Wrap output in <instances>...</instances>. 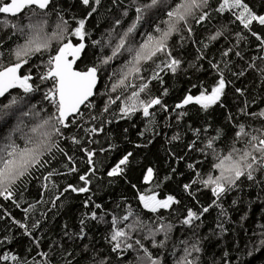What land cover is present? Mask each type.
Segmentation results:
<instances>
[{"label":"snow or ice","instance_id":"1","mask_svg":"<svg viewBox=\"0 0 264 264\" xmlns=\"http://www.w3.org/2000/svg\"><path fill=\"white\" fill-rule=\"evenodd\" d=\"M101 2L79 0L85 11L77 18L68 17L58 0H0V197L10 200L17 208L26 203L23 193L30 181L38 178L35 173L42 169L47 174L41 172L45 183L41 184L38 204L44 203L43 192L50 194L48 202L52 207L57 206L56 201L64 193L94 194L93 181L104 178L101 175L104 166L94 159L97 151L86 146L99 141L86 138L105 133L106 125L131 120L139 113L146 124L139 135L143 137L145 132H150L154 136L159 134L156 131L159 114H163L165 127H171L173 113L179 123L189 114L190 106H198L197 111L206 114L217 106L226 107L229 85L244 97L248 86L235 87L226 75L239 78L253 72L258 77V87L264 86V55H260L264 52V35L253 30L254 23L264 26V14H257L246 0H218V6L211 5V0H130L127 6L122 0H111L121 10L120 14L96 37L86 25L89 19H95L94 14L99 15ZM130 11L132 17L125 24ZM213 12L224 20L218 21L220 26L207 36V43L197 40L193 27H207ZM231 25L239 28L234 33L235 43L229 42L233 34ZM137 36H140L139 42ZM250 37L258 42V52L245 60L240 45L242 42L248 45ZM216 41L229 44L219 49V59L207 51ZM185 42L196 46L193 61L184 60ZM230 54L243 61L239 70L233 67ZM118 60L122 63L113 66ZM202 61L207 63V68ZM146 64L150 66L146 68ZM188 69L206 72L210 82L193 84L196 93L189 89L179 102L170 106L164 100L169 94L163 87L164 76L174 78ZM102 78L106 81L104 84H101ZM153 81L161 85L159 95L151 92ZM227 119L230 133L223 126L214 128L209 121L195 127L187 125L194 138L185 147L198 151L207 160V167L203 160L197 161L199 169L189 164L192 176L183 188L186 192L192 185L207 189L210 201L206 206L195 210L186 206L184 211L174 208L181 201L171 194L161 196L157 191L160 182L147 190L131 185L135 189L136 207L124 201L107 211L89 195L83 201L89 212L82 213L78 230L71 233L68 225H64V236L81 242L76 245L78 251L69 250L66 241H52L46 251H38L43 257L41 261L35 258L30 261L16 253H0V260L4 264H168L167 253L172 264H232L225 250L220 252V261L215 257L209 261L206 257L214 246L211 236L220 239L227 236V225L232 222L230 209L240 210L238 206L245 202L251 205L246 195L252 188L260 189L258 199L264 194V106L256 110L245 99L237 115L233 117L229 112ZM254 119L260 122L259 126L252 123ZM171 139L179 140V133ZM65 141L80 146L87 165L82 173L76 167L75 156L62 146ZM116 147L111 145L110 149L102 148L100 152L114 151ZM132 155L131 151L122 155L106 171L107 177L123 178ZM58 156L66 158V162H59V167L53 163ZM68 173H78L77 179L82 183L68 184L61 191L53 177ZM153 179L154 170L149 167L143 182L152 184ZM92 209L101 210L103 215L98 216ZM22 211L23 220L13 219L12 223L40 249L41 222L47 214L41 212L40 219L33 216L29 224V214L36 211V204H29ZM210 211H216L215 228L211 236H204L200 230L205 214ZM175 213L182 217L178 218V224L170 219ZM240 219L246 220L247 214ZM88 220L108 225L104 238L107 248L104 244L97 247L90 241L85 230ZM178 226L186 230L182 238H174ZM257 227L259 231L253 230L252 235L258 242L252 243L246 252L248 257L264 249V223ZM38 231L39 237L34 236ZM5 239L11 243V238Z\"/></svg>","mask_w":264,"mask_h":264},{"label":"trees","instance_id":"2","mask_svg":"<svg viewBox=\"0 0 264 264\" xmlns=\"http://www.w3.org/2000/svg\"><path fill=\"white\" fill-rule=\"evenodd\" d=\"M59 6L64 8L68 17L75 15L77 18H81L84 14L85 9L80 6L79 0H58ZM130 0H122L123 5L127 6ZM250 7L257 14H264V0H246ZM211 5L218 6V0H211ZM109 9H111L109 11ZM210 10V9H209ZM99 15L94 14L95 19H89L87 21V27L92 31L93 36L98 37L101 31L107 27L115 16L120 14V9L116 8L111 0H102L101 7L99 8ZM132 12H129V17L125 20L127 24L131 17ZM213 19L211 23H207V27L194 26L193 31L197 40H204L207 43V36L215 32L216 28L219 27L218 21L224 20V17H218L215 12L212 13ZM99 22V27H96V23ZM233 30V34L229 36V42L235 43L234 33L238 31L236 25L230 26ZM253 30L258 34L264 35V26H260L256 23L253 24ZM139 31V30H138ZM140 35H143L140 31ZM185 35H187L185 33ZM247 35V34H246ZM140 36H137V41L139 42ZM173 42L177 40L174 36ZM186 43V47L183 49L185 62L193 61L196 52L195 45L191 43ZM258 42L254 37H250L249 44L245 45L243 42L240 48L243 49V55L245 60L251 56H255L258 52ZM229 44H225L222 41H216L209 47L208 54L215 56L217 59L220 57L221 48L228 47ZM107 51V50H106ZM175 54V53H174ZM264 55V52L260 53ZM90 59H92L90 54ZM230 58L234 60L233 67L239 70L243 66V61L239 58L231 56ZM259 64V60L256 61ZM122 63L121 60L115 62L113 66L118 67ZM204 67L207 68L206 62ZM150 65H145L149 67ZM183 67V65H182ZM148 73L145 72V75ZM206 72H196L194 69H188L187 72H180L173 78L171 75L164 76V88L169 90L168 96L164 97V100L171 106L179 102L183 95L187 94V91L191 89V92L196 93L197 89L192 88L193 84H198L201 82H210L206 79ZM214 79V77H212ZM226 79H231L234 81L235 87L248 86V91L245 93L244 97L239 96L238 93L233 91V86L229 85L226 88V107L221 108L217 106L215 109L211 110L210 113L198 112V106H190L189 114L177 123L175 113L172 115L170 121L171 127H165V122L163 119V114L157 116L159 126L156 131L159 133L157 135H151L150 132H145L143 137L139 135L140 132L144 130L146 126L145 121L140 116L139 113L136 114L131 120H119V123H113L112 125L105 126V133L99 134L95 137L89 136L86 139L92 140L96 139L99 143H91L86 146L92 150L97 151V156L94 159L99 160L103 163L104 170L101 173L103 175L102 180H94L92 184V189L94 194L85 193L77 195L75 193H64L61 199L56 201V207H52L49 201V193L43 192L44 203L38 204L37 199L40 196L42 189L41 184L45 183L42 179L41 172L47 174L46 169H42L41 172L35 173L37 179H33L28 184L27 190L23 193L24 201L26 203H21V207L17 208L10 200H4L0 197V253H16L21 257L32 260L35 258L37 261H41L43 257L39 256L38 251H46L47 246L52 241H66V246L69 250L79 249L76 247L79 241L73 242V239L69 236H64V225H68V231L75 233L79 228V222L82 217V213L89 212L88 208H85L83 201L91 195V198L96 203H101L104 209L111 211L118 203H123L124 201L130 202L133 207L137 206V201L135 197V189L131 187L135 184L137 188L141 190H147L152 187L155 183L160 182L161 187L157 189L161 196L174 195L177 199L181 201L180 205H174V208H179L184 211L185 207L196 208L206 206L210 201V193L207 189H199L197 185H192V187L186 192L183 185L189 181L192 176V171L188 168L189 164H194L199 169V164L197 161L203 160L204 167H207V160L200 155L195 149L189 151L185 145L188 144L194 137L193 133L188 130L187 125L191 124L193 127L205 124L209 121L212 126L220 127L223 126L227 132L230 133L231 128L229 121L227 119L229 112L235 117L239 111V107L243 105L246 99L252 107L256 110H260L261 106H264V86L258 87V77L253 72L246 73L243 77H235L226 75ZM106 81L102 78L101 84ZM139 81H137L138 83ZM151 92L154 95H159L161 92V85L153 81L150 85ZM104 89L101 87V91ZM115 107V106H113ZM251 111V107L249 109ZM180 111V110H177ZM241 120H247V117H240ZM252 123L259 126L258 120H252ZM127 128V132L124 129ZM179 133V140H172V136ZM151 136V142L149 143V137ZM18 143H23L18 141ZM137 144L142 145L141 147H136ZM111 145H116L114 151H104L100 152V149H110ZM63 147L69 152L70 155H74L76 158V167L79 173H82L87 167L84 164V154L79 150V145H71L67 141L63 142ZM131 151L133 155L129 157V165L127 166V171L123 178L115 177L109 178L106 175V171L109 170L122 155ZM65 161L66 158L62 156L57 157V161L53 163L59 167V162ZM153 168L154 179L152 184H144L143 176L146 174L147 168ZM175 169V172L172 171ZM78 173H68L67 175L55 176L53 181L58 183L60 190L68 184L78 185L82 183L77 179ZM171 177L165 180L164 177ZM110 181H114L111 182ZM97 184L102 187L97 188ZM260 189L252 188L247 191L246 200L252 201L251 205L248 203H242L238 207L240 210L230 209V215L232 222L227 225L229 232L226 237L220 239L218 237L211 236L212 230L215 228L214 220L216 219V211H210V213L205 214V222L200 230L201 235L211 236L214 246L211 248V254L206 257L207 260L211 261L213 257L217 261L221 260L220 252L225 250L229 252V258L232 259V264H264V249L259 252L254 253L251 257L246 255V252L251 249L253 242H258L257 238L253 237V230L259 231L257 225L259 223H264V194H261L260 198H257V193ZM191 192L192 195L188 193ZM19 196V193H17ZM195 199H194V198ZM199 201V203H197ZM29 204H36V211L29 214L28 223L31 224L32 217L40 219V213L46 212L47 218L42 220L41 229H43V238L40 240L41 247L36 249L35 245L32 244L28 237L23 236L22 229H19L18 225L12 223V220L22 221L25 213L22 211L23 208H27ZM61 204L63 206L61 207ZM226 207L227 202H226ZM97 211V215H103V212L98 209H92ZM247 214V219L241 221L240 217ZM165 215H169L165 212ZM179 213L170 215V219L174 223H179ZM47 225V227H45ZM108 225L97 221H86L85 230L88 233V238L97 247L104 244L105 248L108 247L104 242V238L107 235ZM186 230H181L179 226L174 233V238H182ZM34 236L40 235L39 231L33 233ZM190 235V233H188ZM5 237L11 238V243H8ZM63 238V240H62ZM238 245V246H237ZM245 245L248 247L246 248ZM31 248V251H29ZM169 252H171V247H169ZM166 260L168 264H172V258L167 253ZM179 255V253H177ZM132 254L129 253L131 258ZM0 264H4L0 260Z\"/></svg>","mask_w":264,"mask_h":264},{"label":"water","instance_id":"3","mask_svg":"<svg viewBox=\"0 0 264 264\" xmlns=\"http://www.w3.org/2000/svg\"><path fill=\"white\" fill-rule=\"evenodd\" d=\"M77 63H79V62H77Z\"/></svg>","mask_w":264,"mask_h":264}]
</instances>
